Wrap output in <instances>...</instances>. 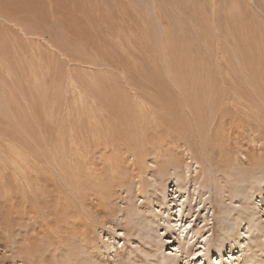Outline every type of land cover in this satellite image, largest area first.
I'll use <instances>...</instances> for the list:
<instances>
[{
  "label": "rangeland",
  "instance_id": "374dc122",
  "mask_svg": "<svg viewBox=\"0 0 264 264\" xmlns=\"http://www.w3.org/2000/svg\"><path fill=\"white\" fill-rule=\"evenodd\" d=\"M0 141V232L27 230L39 261L61 232L76 248L107 239L76 227L120 221L136 155L194 161L252 197L264 185V0H0ZM14 150L36 156L27 193L5 163ZM88 252L78 263L105 264Z\"/></svg>",
  "mask_w": 264,
  "mask_h": 264
},
{
  "label": "bare ground",
  "instance_id": "6f19581e",
  "mask_svg": "<svg viewBox=\"0 0 264 264\" xmlns=\"http://www.w3.org/2000/svg\"><path fill=\"white\" fill-rule=\"evenodd\" d=\"M38 142L41 144L40 140ZM47 142L49 143V140ZM41 146L42 144L39 147L41 148ZM89 146L88 149H90ZM88 149L84 152L83 148H81L83 151L81 152L82 154L80 153L81 157H79L82 163H87L84 158H87L88 162L92 160V156L88 154L90 153ZM143 154L145 157V153ZM6 155L8 157L5 163L8 162V164L13 165L15 168L13 171H15L16 176L13 175V181L16 180L20 183L19 185L23 188L24 193H27V190H32L34 180H36L35 177H37L39 172L33 170V166L37 165L36 156L35 158H31L30 152L22 150L15 151L10 156ZM144 157L136 155L134 161L131 162L133 170V174H131L133 181H131L133 182V187L130 185L131 182L128 185L127 183L125 185L122 183L118 186L124 189L126 195L123 199L128 207L125 210L120 208V210L115 212L121 214L120 216H116V219L120 221H117L115 226L114 224H110L107 227L98 226L95 227V230L92 227H76L81 231L90 228L87 230L88 232L86 231L83 234L84 236H88L87 233L89 234V232H105V238L107 239L100 238L102 244L97 246V243L91 239H84L83 243L76 248V246L72 245L74 241H70L71 234L61 232L59 237L53 241L54 252H52L50 257L47 256L48 261L45 262L36 260V258L31 259V252L35 245L31 247L32 243L28 244L26 242L34 241L32 237L28 236L30 234H28L27 230L17 231V235L15 236H13L12 232H0V264H82L78 263L80 261L78 260L77 249L84 251L85 248H88V254H91V256L90 254L88 256L89 261H91V258L96 259L98 257L105 264H238V262L242 264H264V185H260L259 180H256L258 191H253V196L251 197L246 189L248 185L244 187L243 181L233 183L228 181L231 179H225L226 181L223 180L221 182L220 177H218V180L216 177L207 175V173L200 169V165H197L194 161L185 163L183 162L184 160H170L166 163L164 161L159 163L156 159ZM48 161L50 162V160ZM129 164L130 162H126L125 166ZM39 166L41 167L42 165ZM120 167L117 172L120 170ZM62 171L65 172V170ZM110 172L114 173V170L111 169ZM129 174L130 172L126 175ZM116 175L115 177H117ZM166 176L171 177L170 182L172 184L169 187H166ZM127 178L129 179V177ZM122 179L123 176L121 177V181ZM45 182L42 181V185ZM208 182L211 185H208ZM251 182L249 180V183ZM230 183L231 185L233 183V187H230V189L232 188V193L229 194L231 205H228L224 202L226 197L223 192L229 189L228 185L230 186ZM221 184L225 185L222 186ZM49 186L51 187V185ZM212 188H214L215 196L218 197V200L215 197V201L218 204V212L213 211L210 204V195L206 196V193L212 190ZM236 188H239V190H235ZM145 194L149 196L150 204L156 205V207L151 205L153 207L152 209L149 207L151 210L147 207V200L143 201L141 199L142 201L139 200V203L134 200L139 197L143 198ZM23 196L29 199L26 195L23 194ZM58 205L59 202H57ZM125 211L128 214V221H126V215L123 213ZM209 211L211 212L210 215ZM147 212L149 213L148 216H146ZM191 217L192 219H190ZM214 217L216 222H218V231L215 244L212 245L213 234H215L213 229ZM110 221L112 220L110 219ZM3 224L6 225L4 222ZM116 226L119 228H115ZM104 228H107L108 232ZM207 231L208 234L205 233ZM132 237H135L136 241L132 240ZM199 238H201L200 241H198ZM96 240L98 241V239ZM121 240L122 242H120ZM56 242H60L66 251H58L55 248ZM222 252L225 256H222ZM212 253L214 256L217 254L214 259L212 258ZM207 255L210 257L209 260L206 259Z\"/></svg>",
  "mask_w": 264,
  "mask_h": 264
}]
</instances>
